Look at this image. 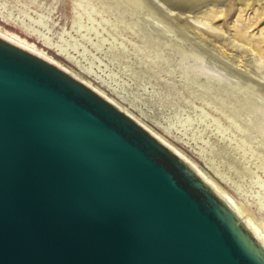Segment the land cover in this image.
Here are the masks:
<instances>
[{
	"label": "water",
	"instance_id": "1",
	"mask_svg": "<svg viewBox=\"0 0 264 264\" xmlns=\"http://www.w3.org/2000/svg\"><path fill=\"white\" fill-rule=\"evenodd\" d=\"M0 264H264L187 157L0 33Z\"/></svg>",
	"mask_w": 264,
	"mask_h": 264
},
{
	"label": "rangeland",
	"instance_id": "2",
	"mask_svg": "<svg viewBox=\"0 0 264 264\" xmlns=\"http://www.w3.org/2000/svg\"><path fill=\"white\" fill-rule=\"evenodd\" d=\"M140 1L0 0V29L132 114L264 221V4L226 0L207 25L220 31L199 20L180 36L160 2Z\"/></svg>",
	"mask_w": 264,
	"mask_h": 264
},
{
	"label": "bare ground",
	"instance_id": "3",
	"mask_svg": "<svg viewBox=\"0 0 264 264\" xmlns=\"http://www.w3.org/2000/svg\"><path fill=\"white\" fill-rule=\"evenodd\" d=\"M137 1L140 4H143L141 3L140 0ZM157 1L160 2L162 6H164V8H162L158 6L159 4L158 3L156 6L157 12L164 18H169L171 20L169 23L170 28L174 29L180 36H182L181 35L182 33H189L191 32L192 29H195L193 26L195 23H198L199 20L200 22L202 21L205 22L204 25H206L205 28L207 30L220 31L221 28L219 26L212 28L211 26H207V25L209 21L211 22L216 18L217 14L220 15L224 14L226 10L225 8L227 7V3H228V2L226 3V0H157ZM237 1L239 2L240 6H244L246 8L250 6L251 1L255 2L257 6L264 4V0H237ZM0 31H1L0 33H2L4 36L16 41L17 43H20L21 45L28 47L29 49L33 51L38 50L35 46L30 45L20 39H17L11 34L3 31L2 29H0ZM39 53L47 57V55L43 51ZM257 58L258 61L260 62V66H264V57H262L261 55H257ZM260 69L262 70V68L260 67L259 70L257 69L258 71H255L254 74L260 75L261 74ZM261 93L264 95V87H262ZM262 136L264 137V132L262 133ZM192 163L196 165L194 162ZM201 172L208 178L209 181H211L219 189L222 195H224L229 201H231L236 206V208L241 212V214L244 215L248 223L252 226L255 233L264 242V221L256 217L254 212H252L248 206L244 205L243 203H240L239 201H236L226 190H224L222 187L216 184L213 181V179L210 178L204 171L201 170Z\"/></svg>",
	"mask_w": 264,
	"mask_h": 264
}]
</instances>
